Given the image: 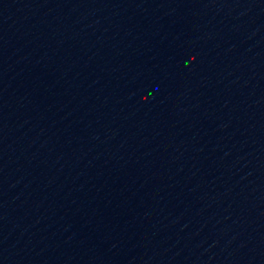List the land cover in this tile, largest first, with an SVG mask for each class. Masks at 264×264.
<instances>
[{"label":"water","instance_id":"water-1","mask_svg":"<svg viewBox=\"0 0 264 264\" xmlns=\"http://www.w3.org/2000/svg\"><path fill=\"white\" fill-rule=\"evenodd\" d=\"M0 264H264V0H0Z\"/></svg>","mask_w":264,"mask_h":264}]
</instances>
